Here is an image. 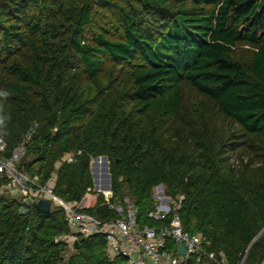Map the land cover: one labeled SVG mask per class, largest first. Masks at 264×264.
<instances>
[{
	"label": "trees",
	"instance_id": "1",
	"mask_svg": "<svg viewBox=\"0 0 264 264\" xmlns=\"http://www.w3.org/2000/svg\"><path fill=\"white\" fill-rule=\"evenodd\" d=\"M34 125L21 167L41 185L55 176L80 212L111 221L128 197L159 227L146 214L163 186L183 197L185 232L227 264L246 250L264 264V0H0L5 156ZM70 234L62 209L0 194V264H127L101 235L69 250Z\"/></svg>",
	"mask_w": 264,
	"mask_h": 264
},
{
	"label": "built area",
	"instance_id": "2",
	"mask_svg": "<svg viewBox=\"0 0 264 264\" xmlns=\"http://www.w3.org/2000/svg\"><path fill=\"white\" fill-rule=\"evenodd\" d=\"M36 128L34 125L8 156L4 155L7 152V144L0 138V176L7 181L0 193L22 200L47 199L51 202V208L54 206L62 209L65 222L71 231V234L63 239L75 242L77 238L101 235L105 240L107 258L113 260L121 257L127 264H227L221 252L207 248L206 239L202 235L190 234L183 230L179 216L183 197L167 196L163 186L152 189L153 209L146 214L149 219L158 222L168 221L159 227L142 225L138 220V209L129 198H125L123 204L110 205V209L115 210L119 216L103 222L80 212L78 204L66 203L55 196L52 192L55 176L41 185L38 176L28 175L20 165ZM72 159V155L66 157L68 163H71ZM99 161L100 159H92L90 165L93 166ZM102 193L109 203L112 198L110 188ZM179 244L182 245L184 254L178 252ZM247 251L238 264H245Z\"/></svg>",
	"mask_w": 264,
	"mask_h": 264
},
{
	"label": "water",
	"instance_id": "3",
	"mask_svg": "<svg viewBox=\"0 0 264 264\" xmlns=\"http://www.w3.org/2000/svg\"><path fill=\"white\" fill-rule=\"evenodd\" d=\"M99 159H102L103 161H105L106 166H108V161L105 157H97L94 160L98 161ZM106 171H107V176H108V187L107 188L109 189L110 188V175L108 172V167H107ZM94 189H95V191H97L96 187ZM22 203L25 207H31V208L41 212L42 214H49L51 211V202L47 199L46 200L43 199V200L32 201L30 198H25L22 200ZM262 231L259 233V235L262 233ZM250 247L251 246H249V248ZM178 252L180 254H184V250H183L181 244H179V246H178Z\"/></svg>",
	"mask_w": 264,
	"mask_h": 264
},
{
	"label": "rangeland",
	"instance_id": "4",
	"mask_svg": "<svg viewBox=\"0 0 264 264\" xmlns=\"http://www.w3.org/2000/svg\"><path fill=\"white\" fill-rule=\"evenodd\" d=\"M100 161H102L101 165L100 164L99 165L98 164L93 165V167H95V169H93V171H92V166L90 165V173H91V177L93 180V188L96 187L97 192L102 193L103 191H105L104 189H106V190L108 189L107 188L108 187V176H107V171H106L108 166H106L105 161H103L102 159H100ZM98 168L100 169L99 171H98ZM92 172L95 173V178L97 179L96 182L93 179ZM98 173L100 175H98ZM100 185H102V187H99ZM0 194H3V193L1 192ZM72 244H73V242L69 241V250H71Z\"/></svg>",
	"mask_w": 264,
	"mask_h": 264
}]
</instances>
